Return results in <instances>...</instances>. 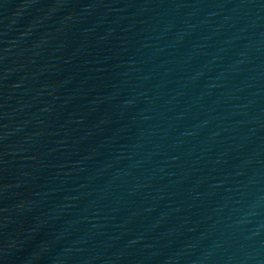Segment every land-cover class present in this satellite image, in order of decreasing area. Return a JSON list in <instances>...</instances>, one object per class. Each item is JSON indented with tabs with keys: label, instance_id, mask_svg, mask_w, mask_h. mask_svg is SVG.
<instances>
[{
	"label": "water",
	"instance_id": "95a60500",
	"mask_svg": "<svg viewBox=\"0 0 264 264\" xmlns=\"http://www.w3.org/2000/svg\"><path fill=\"white\" fill-rule=\"evenodd\" d=\"M0 264H264V0H0Z\"/></svg>",
	"mask_w": 264,
	"mask_h": 264
}]
</instances>
